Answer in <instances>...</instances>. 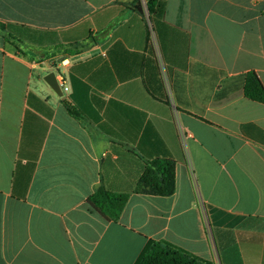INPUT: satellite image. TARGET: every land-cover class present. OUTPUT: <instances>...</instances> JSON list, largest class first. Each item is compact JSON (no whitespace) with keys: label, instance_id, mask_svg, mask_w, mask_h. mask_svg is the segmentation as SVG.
I'll return each mask as SVG.
<instances>
[{"label":"crops","instance_id":"0c3cea01","mask_svg":"<svg viewBox=\"0 0 264 264\" xmlns=\"http://www.w3.org/2000/svg\"><path fill=\"white\" fill-rule=\"evenodd\" d=\"M147 1L0 0V264H134L148 242L264 264V104L243 90L264 88V0ZM157 157L174 193H133ZM100 186L129 195L117 221Z\"/></svg>","mask_w":264,"mask_h":264},{"label":"trees","instance_id":"16d2710c","mask_svg":"<svg viewBox=\"0 0 264 264\" xmlns=\"http://www.w3.org/2000/svg\"><path fill=\"white\" fill-rule=\"evenodd\" d=\"M162 0H148V15L162 10ZM69 54L74 52L68 51ZM246 98L264 104V88L255 73H248L244 84ZM70 115L77 116L72 107L66 104ZM144 170L136 182L133 193L168 197L174 193V162L170 158L157 157L145 160ZM128 194L112 193L100 186L89 198L88 204L108 221H117L128 200ZM134 264H210L183 251L148 242Z\"/></svg>","mask_w":264,"mask_h":264},{"label":"water","instance_id":"95a60500","mask_svg":"<svg viewBox=\"0 0 264 264\" xmlns=\"http://www.w3.org/2000/svg\"><path fill=\"white\" fill-rule=\"evenodd\" d=\"M43 80L58 97L63 98L62 92L60 90V87L58 86L55 74L53 72L45 75Z\"/></svg>","mask_w":264,"mask_h":264},{"label":"built area","instance_id":"2783aa9c","mask_svg":"<svg viewBox=\"0 0 264 264\" xmlns=\"http://www.w3.org/2000/svg\"><path fill=\"white\" fill-rule=\"evenodd\" d=\"M56 80H57L58 86L60 87V90L63 94L64 92L67 91V88L65 87L64 79H63V77L59 76L56 78Z\"/></svg>","mask_w":264,"mask_h":264},{"label":"rangeland","instance_id":"374dc122","mask_svg":"<svg viewBox=\"0 0 264 264\" xmlns=\"http://www.w3.org/2000/svg\"><path fill=\"white\" fill-rule=\"evenodd\" d=\"M64 94H65V92H64Z\"/></svg>","mask_w":264,"mask_h":264}]
</instances>
